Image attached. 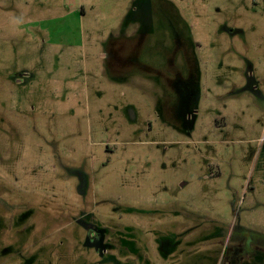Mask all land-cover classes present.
Here are the masks:
<instances>
[{
    "label": "rangeland",
    "instance_id": "obj_1",
    "mask_svg": "<svg viewBox=\"0 0 264 264\" xmlns=\"http://www.w3.org/2000/svg\"><path fill=\"white\" fill-rule=\"evenodd\" d=\"M163 1L195 58L189 124L160 59L107 63L149 0H0V264H220L240 226L264 235V0Z\"/></svg>",
    "mask_w": 264,
    "mask_h": 264
},
{
    "label": "flooded vegetation",
    "instance_id": "obj_2",
    "mask_svg": "<svg viewBox=\"0 0 264 264\" xmlns=\"http://www.w3.org/2000/svg\"><path fill=\"white\" fill-rule=\"evenodd\" d=\"M176 13V9L168 2L149 0L148 8L139 27L129 36L122 35L109 41L106 58L111 71L114 72H129L132 66L139 67L143 71L147 64L155 58L164 62L165 69L160 74L162 78L160 81L168 78L176 81V84L168 90L176 93L178 100L175 106L177 110L181 109L179 112H182V117L189 124L194 113L192 107L194 96L192 94L196 78L195 58L191 44L186 42V38L176 25ZM155 21H158L160 28H162L157 35L153 33L154 29H152ZM149 45H151L150 49L148 48ZM178 60H180V65L183 64L181 65L182 69ZM17 80L15 77L14 81ZM164 90L168 94V90ZM82 225L86 231L85 246L98 254H110L114 241L112 238L106 239L105 230L85 223ZM239 228L240 232L237 235L234 248L223 255L220 264H247L251 258L256 259V264H264V235L255 232L250 233L241 226ZM123 243L121 244L122 250L128 249L125 247L126 241Z\"/></svg>",
    "mask_w": 264,
    "mask_h": 264
}]
</instances>
